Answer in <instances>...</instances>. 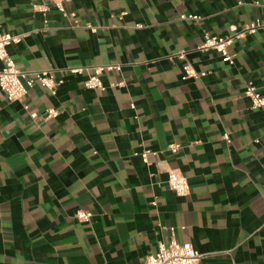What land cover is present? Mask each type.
Here are the masks:
<instances>
[{
	"label": "crops",
	"instance_id": "obj_1",
	"mask_svg": "<svg viewBox=\"0 0 264 264\" xmlns=\"http://www.w3.org/2000/svg\"><path fill=\"white\" fill-rule=\"evenodd\" d=\"M263 5L71 0L64 15L49 0H0L17 68L63 81L22 102L0 90V264H144L173 236L199 264H264V108L244 96L252 83L264 98V31L234 43V65L199 50L206 34L264 20ZM185 65L203 76L184 79ZM100 66L121 70L87 89ZM49 109L58 116L44 120ZM171 171L187 197L169 189Z\"/></svg>",
	"mask_w": 264,
	"mask_h": 264
},
{
	"label": "built area",
	"instance_id": "obj_2",
	"mask_svg": "<svg viewBox=\"0 0 264 264\" xmlns=\"http://www.w3.org/2000/svg\"><path fill=\"white\" fill-rule=\"evenodd\" d=\"M53 6L62 14L68 15L66 10V4L71 0H49ZM264 12V5L262 7ZM72 16V15H71ZM180 19L182 21H193L200 22L201 17L197 15H181ZM92 32H96L95 28H91ZM264 31V20L257 19L253 23L246 25L242 29L237 27H231L229 34L227 36H211L206 34L204 41L199 47L200 51H215L220 54L224 61L229 65H234V56L230 54V48L234 45L236 41L245 39L250 35H255L259 31ZM20 42L19 37H14L9 34H4L0 32V63L2 64V69L0 70V90L6 94L7 100L9 102H22L26 97L28 90L32 89L34 86L39 85L47 89L52 95L57 94L58 88L63 85L62 80H57L53 74L50 72H39L33 77H28L27 74L21 72L13 58L8 52V47L12 44ZM179 58L183 59V55H179ZM118 70L121 68L119 66H100L93 69L92 75L88 77L85 81V87L89 90L105 91V87L101 81V76L107 71ZM184 79L195 78L198 79L203 75H199L190 66L185 65L184 67ZM72 73L81 74L84 72L82 68L72 69ZM119 84L118 86H122ZM244 96L250 99L253 103L254 109L264 108V98L258 92V89L254 84L249 83L246 87ZM58 116V111L56 109H49L43 119L50 120L55 119ZM33 120L38 119L39 116L35 113L31 114ZM228 141V137H225ZM179 147L172 145L169 150L173 153H177ZM156 153L151 151H144L140 155L145 164H149L150 155H155ZM138 155V156H139ZM168 187L179 197H187L190 192V186L185 176L178 173L177 171H171L168 177ZM155 206L156 203H153ZM92 213L87 211H78L75 215V219L81 223H90L92 220ZM205 255L200 254L191 243L184 242L180 243L173 236L170 243L159 245L158 251L154 255H150L145 260L144 264H199Z\"/></svg>",
	"mask_w": 264,
	"mask_h": 264
}]
</instances>
